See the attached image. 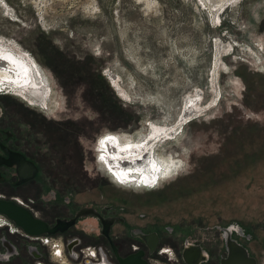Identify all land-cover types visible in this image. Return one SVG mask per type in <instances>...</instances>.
I'll return each instance as SVG.
<instances>
[{"label":"rangeland","instance_id":"374dc122","mask_svg":"<svg viewBox=\"0 0 264 264\" xmlns=\"http://www.w3.org/2000/svg\"><path fill=\"white\" fill-rule=\"evenodd\" d=\"M0 42L17 80L28 85L24 70L33 68L42 75L51 106L32 104L44 100L20 86L2 83L0 93L70 122L62 130L85 131L89 176L76 178V206L123 208L130 225L159 227L162 237L172 228L173 240L186 236L214 256L223 246L216 226L235 223L250 200L264 224V0H0ZM187 97L197 104L185 117ZM175 126L170 139L144 147H153L145 161L158 164L152 186L130 166L120 167L130 172L121 182L98 160L107 156L95 143L101 136L118 140L122 153L142 154L128 146L150 142L152 127ZM60 179L47 188L68 184ZM98 231L85 217L67 237L93 245ZM240 242L258 245L251 255L261 263L264 241Z\"/></svg>","mask_w":264,"mask_h":264},{"label":"flooded vegetation","instance_id":"af4514ba","mask_svg":"<svg viewBox=\"0 0 264 264\" xmlns=\"http://www.w3.org/2000/svg\"><path fill=\"white\" fill-rule=\"evenodd\" d=\"M9 97L5 94L0 95V201L15 204L19 200L22 204H26L36 211H41L43 213L42 218L49 222H53L57 218H72L82 208L91 209L94 215L86 217L95 219L98 224L99 235H97V238L101 243L96 244H101L106 248L115 264H117V261L114 257L112 246L116 248L120 258H127L138 251L143 252L145 261H147V257L157 255L165 246L163 242L172 239V228H163L164 235L162 237L160 236L159 231L161 229L159 227L130 225L121 214V211L124 210L123 208L118 210L110 205L101 207H78L76 206L77 204L75 205L73 198L76 194H79L78 191L82 188L81 181L76 178L78 176H89L85 168L83 145L80 142V134H85V131L78 129H70L71 131L62 130L60 126H68L70 122H52L46 116L37 113L33 108L26 105L21 107L11 104L8 101ZM51 97L52 94L49 93L44 105L36 102L31 103L48 110L51 106L49 104ZM63 111L61 112L63 113ZM56 126L60 128L58 129ZM88 136L91 135L88 134ZM103 137H99L95 142L96 145H101L100 141L107 138ZM119 138L121 139V137ZM115 141H108L102 147L107 155L103 160L110 171L112 170L109 162L111 157H109L110 155L108 156V147L106 145H111L115 142L117 146L119 142L116 139ZM119 147H121L120 143ZM94 151H96V146ZM96 156L94 154L95 161L97 160ZM100 157L98 160H101ZM18 163H25V165L20 164L25 167L22 170L23 177H25L24 180H21L18 173ZM60 178H67L68 184L62 186L63 188L61 189L47 188L50 183H56L55 179L60 181ZM45 179L48 180L46 181ZM64 187L66 188L64 189ZM71 206L76 211L69 215V207ZM100 220L112 221L108 232L109 239L102 235ZM115 226L121 228V234L114 232ZM216 229L221 234L223 246H221V249H214L217 252L215 256L202 243L197 241L190 242L186 236L182 239H172L170 244L167 245L178 259L177 264H184L182 259L178 257L184 250H190L197 246H201L203 257H200L196 264L201 262L203 258H206V262L200 264H220V259L226 255L224 235L231 232L233 237L243 241L245 240L244 235L248 234L246 231H242L235 223L226 227L216 226ZM237 231L242 232L241 237ZM69 233L68 231L66 234L68 235ZM151 234H155L158 238V242L152 251L144 244L141 238L142 235ZM98 239L94 238V240Z\"/></svg>","mask_w":264,"mask_h":264},{"label":"built area","instance_id":"2783aa9c","mask_svg":"<svg viewBox=\"0 0 264 264\" xmlns=\"http://www.w3.org/2000/svg\"><path fill=\"white\" fill-rule=\"evenodd\" d=\"M15 205L29 211L36 219L45 220L38 214V211L22 204L19 200ZM245 236L247 235H244V238L249 240ZM74 241L76 243L69 252L67 245ZM261 259V263L257 261V264H264V250ZM146 262L148 264H177L178 259L170 248H162L157 255L147 257ZM64 263L115 264L109 252L101 244L84 245L81 239L67 237V234L30 236L6 216L0 214V264Z\"/></svg>","mask_w":264,"mask_h":264},{"label":"water","instance_id":"95a60500","mask_svg":"<svg viewBox=\"0 0 264 264\" xmlns=\"http://www.w3.org/2000/svg\"><path fill=\"white\" fill-rule=\"evenodd\" d=\"M20 164L25 165V163H18L17 169L21 177L24 180L22 170L25 168ZM0 214L6 216L10 219L16 226L22 229L25 233L30 236H41V235H65L68 231L74 227L80 218L86 216H93V211L91 209L82 208L72 218H57L53 222L36 219L29 211L15 205L11 202L0 201ZM123 220V219H121ZM102 225V235L109 239L108 232L110 230L111 220H100ZM242 229V228H240ZM243 231V230H242ZM239 235L242 232L239 231ZM247 239L250 238L249 235L245 236ZM142 240L146 244L150 251L155 248L158 242V238L155 234L142 235ZM224 250L225 257L220 259V264H257V259L250 255L246 246L240 243L239 239L232 236L231 232L224 235ZM76 241L71 242L67 245V250L70 252L72 246ZM8 248V247H7ZM112 251L114 257L116 258L117 264H148L143 258V252L138 251L127 258H120L115 247L112 246ZM201 246L190 250H184L180 256H178L184 264H196L202 255ZM38 256V255H36ZM206 258H203L200 263H205Z\"/></svg>","mask_w":264,"mask_h":264},{"label":"bare ground","instance_id":"6f19581e","mask_svg":"<svg viewBox=\"0 0 264 264\" xmlns=\"http://www.w3.org/2000/svg\"><path fill=\"white\" fill-rule=\"evenodd\" d=\"M1 45L2 44L0 42V46ZM3 56H4V54H0V57H3ZM9 61H11V60L0 59V86L3 85L2 83H6L13 88L20 86L19 88L22 90L23 94L28 95L30 97L32 96V98L38 97V98H40V100H42V101L44 100L43 103L45 104V102H46L45 100L49 94L48 93L49 89H48L46 83L44 82L42 75H39V73H37V71H35L34 68H33V70H27L26 72L24 70L25 80L29 79V83H28V85H26L24 83L23 77L21 78V76H20L19 77L20 79L17 80L16 74L14 73V70L9 67V63H8ZM8 85H6V86H8ZM195 103H196V99H194V98L190 99V97H187L184 100V107H183V111H184L183 114L184 115L183 116L186 117L192 111L193 107H195ZM188 111H190V112H188ZM180 124L182 126V124H183L182 121ZM179 129H180L179 126H175V127H167L166 129H162L159 131V130L155 129V127H152L151 135H153V139L150 140V142L145 143L143 145H144V147L146 145H148V146L152 145L153 146V145L159 143L160 141L162 142L165 139H170V137L173 134H176L177 132H179ZM106 146L108 147V149H107L108 153H109L108 156L110 155L109 157H111L110 158L111 160H109L110 165H111L110 167L112 169L111 171H113L116 175H121L123 178L124 177L122 175L123 172H125V174L130 173V172H134L135 174H141V176L144 178L152 179V177L154 176L153 171H155L157 169V164H156V162L153 163V162H148L145 160H147L146 158H149L150 152H152L151 150L153 147L147 148L145 151H144V147L138 148V149L143 150L142 154H138L139 151L137 153L136 148H134L131 150L133 155H128L127 152L122 153L120 150H118V147L116 146L115 142L112 143L111 145L108 144ZM135 153L137 154V157L135 156ZM148 154H149V156H148ZM126 166H128V167L130 166L132 168V170H130V172L128 170H122L121 171L120 167L123 168Z\"/></svg>","mask_w":264,"mask_h":264},{"label":"crops","instance_id":"0c3cea01","mask_svg":"<svg viewBox=\"0 0 264 264\" xmlns=\"http://www.w3.org/2000/svg\"><path fill=\"white\" fill-rule=\"evenodd\" d=\"M250 201L251 202H249L250 205H249L248 210L238 209L237 215L234 217V221H235V224H237L240 228H242L243 231H246L248 233V235L250 236L248 240L249 242H252L254 240L258 242L260 241L263 242L264 241V230L262 227H264V224H262L261 226V223H259L260 222L259 220H261L259 218L260 209H256L253 206V200H250ZM244 214H247L248 216L246 217V215ZM246 248L248 249L251 255V253L258 250V245L251 244L250 246H246Z\"/></svg>","mask_w":264,"mask_h":264},{"label":"snow or ice","instance_id":"6c2138e0","mask_svg":"<svg viewBox=\"0 0 264 264\" xmlns=\"http://www.w3.org/2000/svg\"><path fill=\"white\" fill-rule=\"evenodd\" d=\"M0 59H5V60H7V59H10V57H8V56H3V57H0ZM26 71H27V70H25V72H26ZM152 139H153L152 136H149V137H148V140H152ZM108 141H114V138L111 137V136H109V137H107L105 140H101V141H100L101 147H103L104 144L107 143ZM146 142H147V141H146ZM128 147L143 148L144 145H143V144H140V145H129ZM126 150H127L126 148L121 149V151H126ZM100 159L103 160L104 157L101 156ZM153 167H154V166H153ZM157 171H159V170L157 169ZM168 174H169V173H168L167 170L163 173L164 176H167ZM114 175H115V173H114ZM124 175H126V174H124ZM117 179L120 180L121 182H125L121 175H117ZM156 179H157V178H156L155 176H153L152 179H151V181H148V180H146V179H142V180L140 181V183H144V184H146L147 186H152V185H154V184L156 183Z\"/></svg>","mask_w":264,"mask_h":264}]
</instances>
